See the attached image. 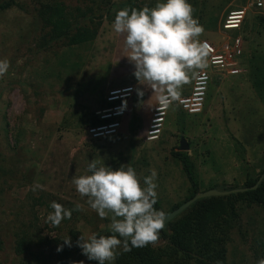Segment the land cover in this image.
Returning a JSON list of instances; mask_svg holds the SVG:
<instances>
[{
    "label": "rangeland",
    "instance_id": "rangeland-1",
    "mask_svg": "<svg viewBox=\"0 0 264 264\" xmlns=\"http://www.w3.org/2000/svg\"><path fill=\"white\" fill-rule=\"evenodd\" d=\"M7 1L10 0H0V4ZM15 1L20 7L0 11V59L9 62L7 72L0 76V264H20L15 242L23 223L37 220L48 241L71 239L73 229L78 238L93 232L111 234V213L100 218L71 182L74 175L85 174L88 160L101 158L113 169L131 163L141 183L150 174L149 169H155L154 207L160 205L165 215L192 194L191 183L174 156L182 152L183 139L189 146L186 153L194 164L200 192L242 187L249 178L261 175L264 17L256 13L249 0H188L204 29L199 41L221 50L234 37L242 39V71L232 76L226 70L213 69L207 55L204 66L189 70L187 82L178 90L188 92L197 72L209 70L211 84L204 113L189 117L172 106L162 135L154 142L146 141L148 127L131 136L119 133L94 140L88 134V123L94 115L113 107L107 99L115 87L137 80L134 64L124 50V34L111 28L117 14H112L111 6L139 10L154 7L157 0ZM55 1L65 3L74 13L80 10L93 18V24L86 20L83 25L98 26L96 40L80 46H72L68 40L45 45L48 30L38 10L41 4ZM244 7L250 10L242 29L224 31L226 16ZM153 89L147 84L144 93ZM40 197L43 202H36ZM53 201L70 210L79 204L81 210L76 217L72 214L53 225L48 220ZM166 244L162 239L155 243ZM227 248L229 264H255L264 258V209L245 207L240 228L233 232ZM53 249L54 245L43 249L50 264H55L49 258ZM78 259L79 264H96L81 252ZM24 260L36 264L29 256Z\"/></svg>",
    "mask_w": 264,
    "mask_h": 264
},
{
    "label": "clouds",
    "instance_id": "clouds-1",
    "mask_svg": "<svg viewBox=\"0 0 264 264\" xmlns=\"http://www.w3.org/2000/svg\"><path fill=\"white\" fill-rule=\"evenodd\" d=\"M193 12L188 0H157L152 8L118 11L111 24L115 33L124 34V50L135 68L133 75L140 83L144 81L159 89L157 100L162 108H167L177 97L180 86L188 80L189 70L202 68L208 55L209 45L198 40L203 26ZM8 68V60L0 59V76ZM137 94L143 95L139 90ZM149 173L141 183L131 163L113 169L101 158H94L88 160L85 174L71 178L76 191L87 198L88 206L100 218L111 213L110 235L93 232L87 236L81 234L77 240V247L89 261L115 264L120 254L118 249L128 252L159 238L166 217L154 207L158 174L155 169H149ZM50 207L53 211L48 220L53 225L81 208L77 204L70 210L55 201ZM63 242L71 245L69 237ZM60 250L58 247L57 251ZM255 264H264V258Z\"/></svg>",
    "mask_w": 264,
    "mask_h": 264
},
{
    "label": "trees",
    "instance_id": "trees-1",
    "mask_svg": "<svg viewBox=\"0 0 264 264\" xmlns=\"http://www.w3.org/2000/svg\"><path fill=\"white\" fill-rule=\"evenodd\" d=\"M15 6L20 7L15 0H10L0 4V11H6ZM123 6L113 4L111 6L112 14L118 12ZM38 12L45 29L48 30L45 45L64 40H68L72 46L91 44L99 34L98 26L95 28L83 25L86 20L93 24V18H89L87 13L80 10H77V13L72 12L63 2L41 4ZM108 13L111 14L110 10ZM260 16L264 17V15ZM105 122L108 121L101 120L94 115L88 126H97ZM174 156L181 163L183 171L191 183L192 194L187 199L189 200L200 192L194 164L186 152L175 153ZM263 176L264 170L257 179L249 178L242 187L220 190L253 188ZM36 202L42 203L43 201L40 197L36 199ZM181 205L176 206L173 210ZM253 205L264 209V178L255 190L223 197L206 198L196 202L170 222L167 229L160 231L157 240H166V245L156 246V240L145 247H133L128 252L120 251L115 262L116 264H229L227 244L230 242L233 232L240 228L245 207ZM156 209L162 212L158 204ZM80 210H73V217H76ZM39 225L40 223L35 220L28 225L23 223L17 230L15 253L22 259L20 264H33L24 260L26 256L32 258L36 264H50L44 257L43 249H47L48 246L52 247V245H54L53 256L49 258L54 259L55 264H79L78 254L81 249L77 247L78 233L76 229L71 231V245L68 246L63 242L66 238L48 241L42 236ZM58 247L61 249L60 251H57Z\"/></svg>",
    "mask_w": 264,
    "mask_h": 264
},
{
    "label": "built area",
    "instance_id": "built-area-1",
    "mask_svg": "<svg viewBox=\"0 0 264 264\" xmlns=\"http://www.w3.org/2000/svg\"><path fill=\"white\" fill-rule=\"evenodd\" d=\"M251 7L258 15H264V0H249ZM249 8L244 7L240 10L231 11L223 21L222 29L226 32L238 31L245 23L249 14ZM207 43V42H206ZM209 45L208 55H210L209 66L213 69H223L228 71L230 75H238L241 73L238 59L243 55V42L240 37H234L224 44L220 50ZM211 84V73L207 69H201L197 72L191 91L188 95L178 96L171 100L167 108H162L157 103L154 108L148 129L146 132V141L154 142L159 140L162 135L167 115L172 106H178L183 112L189 115H199L203 113L208 96V89ZM132 88L118 89L110 92L108 97L109 104L113 107L107 108L97 115L101 120H106L104 124L90 126L88 134L94 140H100L108 137L119 135L123 118L126 111L119 101L129 96Z\"/></svg>",
    "mask_w": 264,
    "mask_h": 264
},
{
    "label": "crops",
    "instance_id": "crops-1",
    "mask_svg": "<svg viewBox=\"0 0 264 264\" xmlns=\"http://www.w3.org/2000/svg\"><path fill=\"white\" fill-rule=\"evenodd\" d=\"M239 60H240V58L238 59V61ZM239 66H240V62H239ZM232 76H237V75H232ZM147 84H149V83L144 82V81H141V83H140L138 80H136V82L123 83V84H120L117 87H115L116 90L132 88V91L129 93L130 95L126 96L124 100L119 101V104H122L125 107V111H126L125 117L123 118V124H122V128H121L120 133H122L124 135L131 136L132 133L148 127V124L150 123L154 108L156 107V105L158 103L157 95L159 94V89L154 88L153 90H151L152 91L151 93H147L148 91H146L144 93V87ZM138 90L143 93L142 96L137 94ZM190 91H191V89L188 92H184V90H182V91L178 92L179 93L178 96L188 95L190 93ZM146 93H147V95H146L145 99L143 100L142 98ZM207 100H208V96H207ZM206 105H207V102H206ZM171 109H170V111H171ZM205 109H206V106H205ZM205 109H204V111H205ZM204 111H203V113H204ZM203 113H201L199 115H202ZM191 116H193V115H190L189 117H191Z\"/></svg>",
    "mask_w": 264,
    "mask_h": 264
},
{
    "label": "water",
    "instance_id": "water-1",
    "mask_svg": "<svg viewBox=\"0 0 264 264\" xmlns=\"http://www.w3.org/2000/svg\"><path fill=\"white\" fill-rule=\"evenodd\" d=\"M180 150L182 152H187L189 150V146L186 143L185 139H183L181 142ZM263 178H264V176L260 179V181L257 183V185L253 188H239V189H233L230 191H221L218 189H211V190L199 192L194 197H192L191 199L184 202L181 206H179L178 208H176L172 212L165 215L166 221H165V227L163 229H167L168 224L170 222L174 221L177 217H179L181 214H183L186 210L191 208V206L194 205L196 202H198L202 199H206V198L223 197V196H229L232 194L244 193V192H247L249 190H255L258 188V186L261 183V181L263 180Z\"/></svg>",
    "mask_w": 264,
    "mask_h": 264
}]
</instances>
